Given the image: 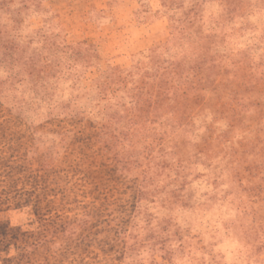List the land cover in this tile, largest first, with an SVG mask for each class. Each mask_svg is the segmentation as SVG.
<instances>
[{
    "label": "rangeland",
    "instance_id": "obj_1",
    "mask_svg": "<svg viewBox=\"0 0 264 264\" xmlns=\"http://www.w3.org/2000/svg\"><path fill=\"white\" fill-rule=\"evenodd\" d=\"M11 1L10 11L20 13L21 23L9 43L36 58L49 82L43 114L72 110L77 116L70 129L91 148L132 141L127 112L137 102H149L146 82L153 80L155 91L161 83L164 91L178 87L167 74L177 61L184 66L180 85L187 98L181 96L177 113L162 115L156 134L167 133L166 152L175 142L191 148L200 144L202 158L196 163L190 158L177 169L190 181L177 191L181 205L167 209L164 201L147 203L144 213L129 217L123 233L110 230L100 247L80 254L81 260L65 245L66 234L47 231L44 244L32 245L29 235L38 230L37 218L50 207L40 190L44 174L30 158L0 162V264H264V180L251 179L242 167L243 178H235L240 164L233 154L240 141L257 136L252 116H261L264 127V0H246L236 17L226 14L223 0H165L166 6H148L146 0L140 6L114 4L119 0ZM0 24H11L8 14H1ZM175 25L182 30L173 39ZM83 46L87 50L80 60ZM201 55L221 66L213 71L214 77L219 74L216 89L190 69ZM231 81L237 92L246 90L247 106L235 104L244 118L223 141L230 123L224 113L232 104V92L224 85ZM195 97L199 106L187 133L182 109ZM165 108L174 110L169 99ZM173 124L180 126L176 134ZM159 164L175 169L171 155ZM159 173L157 185L166 176ZM95 181L98 187L83 197L84 203L93 201L101 209L125 203L115 178L96 175Z\"/></svg>",
    "mask_w": 264,
    "mask_h": 264
},
{
    "label": "trees",
    "instance_id": "obj_2",
    "mask_svg": "<svg viewBox=\"0 0 264 264\" xmlns=\"http://www.w3.org/2000/svg\"><path fill=\"white\" fill-rule=\"evenodd\" d=\"M22 2L20 1L22 8L27 9ZM137 2L139 4L140 0ZM146 2L148 6H152L149 0ZM10 4L11 0H0V16L3 13L8 14L11 22L9 25L0 24V162L30 158L44 174L45 179L40 184V190L43 201L49 203L50 207L37 218L38 230L29 235L34 238L32 245L36 248L44 244V234L47 231L51 236L56 233L66 234L68 242L65 245L69 244L68 248L74 253L78 252L76 257H80L81 253L91 251L92 247H100L110 230L119 229V234L123 233V225L128 222L129 217L134 218L144 213L147 203L164 201L167 209H171V205L181 203L177 191H181L190 181L187 182L186 175L179 173L177 169L190 158L194 163L199 161L202 158V149L199 148L200 144L191 148L174 141L172 150L166 152L164 148L168 142L167 133L156 134V130L158 125L160 127L162 124L159 121L162 115L177 113L181 96L187 98L180 85V79L185 74L184 66L175 61L170 63L171 68L167 71L170 76L168 82L178 81V87L171 85L164 91L161 89L162 83H157L155 91L153 80L151 83H145L149 102H137L133 111L131 109V114H126L131 126L132 141L119 144L104 143L91 148L85 137L70 129V120L77 116L72 114V110L54 114L42 113V104L48 97L49 82L41 73L36 58L26 55L22 48L10 45L8 37L12 32H19L21 23L20 13L10 11ZM221 4L227 6L226 14L235 17L241 16L247 6L246 0H223ZM156 6H166L165 0H158ZM188 24L187 27H191V23ZM174 28L173 39L176 34L181 35L179 31L182 30L176 25ZM86 50L87 47L84 46L80 49V60H84ZM214 61L213 58L201 55L190 69L196 77L204 75L205 82L214 85L213 88L216 89L219 86L216 83L219 74L215 73L214 77L213 71L216 68L221 69V66L216 65ZM157 76L161 78L162 75ZM198 78L201 79L200 76ZM245 83L242 85L245 86ZM236 87L238 86L234 85V81L224 85V88L232 92V104L228 112H219L224 113L230 122L227 133L222 136L223 141L229 140L232 129L237 124H242L244 118V114L234 108L235 104L247 106L246 96L244 97L246 90L237 92ZM100 88L97 86L98 90L102 89ZM26 90L30 95L26 96ZM168 91L171 97L168 96ZM198 98H191L186 105L187 110L185 107L182 109V126L187 133L193 126V111L199 106ZM168 99L174 108L170 112L165 108ZM250 120L255 123L257 136L248 142L240 141L233 151V154L239 157L240 167L234 175L239 181L243 178L242 171H239L241 167L243 172L250 173L251 179L264 180V127L260 123L261 116H252ZM177 126L179 124L170 125L174 134L179 132ZM156 147L159 149L156 150ZM216 147L222 151L220 146ZM187 148L191 149V154L184 153ZM168 155H171L175 169L159 164L160 159H167ZM224 156L225 154L222 157ZM93 158L96 160L93 161ZM204 160L210 166L208 159L204 157ZM161 169L163 172L159 173ZM170 171L173 174H170ZM157 172L160 176L166 175L159 185L156 183L159 178ZM96 175L115 178L116 183L124 189L125 203L105 209L98 208L93 201L84 203L83 197L92 194L98 187ZM81 184L83 188H80ZM166 188L168 190H165ZM250 189L254 190L252 187ZM244 190L246 189H242ZM257 194L259 195L253 191L251 196L258 200ZM167 225L173 224L168 221ZM24 234L28 235L27 232ZM81 259L82 256L79 260Z\"/></svg>",
    "mask_w": 264,
    "mask_h": 264
},
{
    "label": "crops",
    "instance_id": "obj_3",
    "mask_svg": "<svg viewBox=\"0 0 264 264\" xmlns=\"http://www.w3.org/2000/svg\"><path fill=\"white\" fill-rule=\"evenodd\" d=\"M157 2L158 0H149L150 5L152 6H156ZM114 4H119L121 6H139L137 0H119L118 2H115ZM107 5H109V2L108 4L107 2L104 3V6H107Z\"/></svg>",
    "mask_w": 264,
    "mask_h": 264
}]
</instances>
